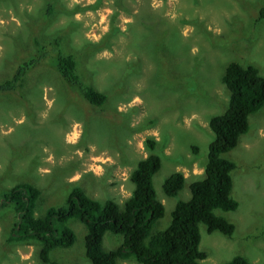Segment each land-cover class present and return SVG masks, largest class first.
Returning a JSON list of instances; mask_svg holds the SVG:
<instances>
[{
	"label": "rangeland",
	"instance_id": "1",
	"mask_svg": "<svg viewBox=\"0 0 264 264\" xmlns=\"http://www.w3.org/2000/svg\"><path fill=\"white\" fill-rule=\"evenodd\" d=\"M10 1H0V80L30 55L34 36L47 42L61 35L79 72L108 101L89 104L48 64L29 73L22 95L0 91V199L30 182L42 189L37 216L64 205L76 185L102 202L123 203L134 188L130 174L154 137L162 167L153 183L166 211L152 232L165 229L177 201L190 198V183L204 172L214 136L210 118L229 102L225 66L254 64L264 75V20L256 22L264 0H62L74 13L58 5L51 18L44 12L50 0ZM249 119V131L224 154L236 163L232 195L239 206L215 210L235 230L228 237L200 225V249L208 252L203 264L236 254L264 264V107ZM174 171L185 174L186 184L167 196L163 182ZM15 222L12 204L0 209V264H48L38 257V243L9 239ZM68 224L76 241L55 248L51 259L91 264L85 225L76 218ZM123 241V234L107 232L103 246L116 249ZM118 264L140 263L131 257Z\"/></svg>",
	"mask_w": 264,
	"mask_h": 264
},
{
	"label": "trees",
	"instance_id": "2",
	"mask_svg": "<svg viewBox=\"0 0 264 264\" xmlns=\"http://www.w3.org/2000/svg\"><path fill=\"white\" fill-rule=\"evenodd\" d=\"M10 2L17 5L15 0ZM58 5L63 7L62 13H74V8H65L62 0H50L45 5V15L48 18L55 15L60 8ZM262 20L264 3L258 10L256 22ZM170 36L172 45H175L177 33ZM43 40L34 36L33 51L19 61L12 74L0 80V91L14 95L24 93L22 88L28 84L29 73L40 65L48 64L89 104L104 105L108 94L79 72L78 60L74 53L64 49L61 35L47 42ZM99 46L93 45L89 49L97 51L101 49ZM222 82L229 91V102L223 113L210 118L209 126L214 136L204 172L190 183V198L177 201L171 222L165 229L152 232L154 225L164 217L166 209L157 197L153 183L155 174L162 167V159L155 152L157 140L148 137L146 145L149 153L132 170L130 179L134 188L123 203L114 199L102 202L76 185L64 205L51 206L44 215L37 216L35 206L42 196L40 187L20 182L7 190L0 199V209L12 204L15 211L16 222L9 239L37 242L38 257L44 263L59 264L51 259V252L57 247L74 244L76 232L68 223L76 218L87 230L85 255L91 264H118L119 259L131 257L140 264H203L202 260L207 258L208 252L200 249V225L204 224L209 233L219 231L228 237L235 230L232 221L215 212L216 209L235 211L239 206V201L232 195V174L236 163L224 154L238 146L242 135L249 131L250 115L264 107V75L254 64L229 61ZM193 146L197 152L198 147ZM186 180L182 171L172 172L163 182L164 193L177 196ZM107 232L123 234V243L116 249H105L103 241ZM221 264H250V261L246 256L236 254Z\"/></svg>",
	"mask_w": 264,
	"mask_h": 264
},
{
	"label": "crops",
	"instance_id": "3",
	"mask_svg": "<svg viewBox=\"0 0 264 264\" xmlns=\"http://www.w3.org/2000/svg\"><path fill=\"white\" fill-rule=\"evenodd\" d=\"M31 242H35V241H29L28 243H31ZM34 244L37 245V242H35Z\"/></svg>",
	"mask_w": 264,
	"mask_h": 264
}]
</instances>
